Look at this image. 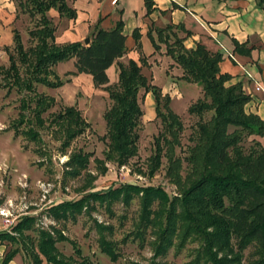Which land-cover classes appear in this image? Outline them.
<instances>
[{"label": "trees", "instance_id": "obj_1", "mask_svg": "<svg viewBox=\"0 0 264 264\" xmlns=\"http://www.w3.org/2000/svg\"><path fill=\"white\" fill-rule=\"evenodd\" d=\"M255 4L264 12V0H255ZM143 5L146 13L153 9L152 0H143ZM18 6L29 16H37L33 29L28 32L34 44L25 50L19 33L11 30L15 57L9 54L8 67H0L2 78L10 77V84L28 92H33V83L59 87L69 79L61 80L51 67L73 59L74 70L68 74L86 73L95 87L105 85L111 105L103 113L108 139V150L104 155L107 159H114L118 165L136 154V127L142 114L137 95L140 89L144 93L150 92L155 117L159 118L161 128L153 137L154 147L147 159V174L151 175L158 168L161 156L165 155L166 176L180 189L177 195L169 196L159 186L121 183L105 191L86 192L77 199L58 202L47 208V212L54 219L63 218L81 210L89 202L127 201L132 195H137L142 221L156 227L155 255L164 253L173 237L177 239V248L192 237L201 241L198 251L212 264H229L233 257L238 260L241 251L251 244L256 246L257 254L253 264H264V145L255 138L248 139L250 136L264 137V120L256 113L245 111L244 105L250 97L239 82L227 84L230 76L221 72L218 66L220 52H210L199 43L192 48L185 47L183 36L177 34L178 31L186 33L181 24L149 27L146 31L153 50L163 43L165 54L181 70L180 78L194 83L201 91V97L186 108L187 113L197 119L188 136L190 144L186 155L180 158L175 154V147L179 144L182 124L169 109L168 97L161 95L159 87L148 83L140 72L144 59L138 58L139 63L132 59L126 63L117 60L126 51L120 18L111 27L103 28L98 17L87 34L89 40L86 44L79 40L56 44L55 28L47 12L54 10L58 17L73 20L76 9L66 0H23L18 2ZM132 37L135 41L138 39L137 30L132 31ZM233 44L235 50L249 53L244 44L235 41ZM16 57L20 64L26 65L28 77L25 79L18 76ZM113 63L117 68L116 84L109 86L106 85V69ZM32 97L35 116L52 102L51 98L36 93L27 96L29 100ZM28 105L25 98L20 100V107L27 108ZM23 121L24 116H21L18 123ZM52 122L62 128L71 122L75 128L67 132V136L73 135L83 123L74 106L58 112ZM183 161L185 177L180 180L176 172L181 169ZM154 199L163 202L162 218L156 217L154 212L149 217L150 204ZM34 222L33 216L25 215L9 230L0 231V243L7 240L15 245L3 253L0 264H9L19 251L27 258L28 264H98L83 256L73 241L69 243L75 256H59L54 243L67 239L60 233L56 239L45 230H35ZM27 230L35 231V234L25 233ZM98 242L110 260L116 259L115 244L103 237ZM228 245L230 249L234 248L232 258L216 256L218 247Z\"/></svg>", "mask_w": 264, "mask_h": 264}, {"label": "rangeland", "instance_id": "obj_2", "mask_svg": "<svg viewBox=\"0 0 264 264\" xmlns=\"http://www.w3.org/2000/svg\"><path fill=\"white\" fill-rule=\"evenodd\" d=\"M20 1L23 0H0L2 69L8 67V55L15 54L12 49V29L19 33L25 50L34 44L28 32L33 29L37 16L31 17L21 10L18 6ZM69 1L66 0L67 3ZM47 15L55 28L56 44L66 43L77 36L79 26L73 20L58 17L54 10H49ZM86 37L84 35L79 41L83 42ZM158 46L154 50L156 53L146 54L138 50V58H143L144 64L148 59L150 65H162L158 75L155 72V82L161 87L151 81L152 78L145 69L147 65L142 69V74L148 83L159 87L161 95L168 97L169 109L178 116L182 124L179 144L175 147L176 156L182 158L186 155L190 144L188 136L197 119L188 114L186 108L201 97V91L194 83L180 78L181 70L165 54V45L159 43ZM163 56L168 61H162ZM126 59L124 57L118 61L126 63ZM15 61L18 76L27 78L26 65L20 64L17 57ZM72 63L73 59H69L51 67L61 80L68 78L69 81L55 88L33 83V92L17 89L10 84V77L3 79L0 73V231L9 230L20 218L28 215L35 219V230H45L56 239L60 233L67 239L54 243L57 253L62 257L75 256L69 243L73 241L83 256L98 264H212L198 251L201 241L192 237L180 248H177V239L173 237L165 252L155 255L156 227L142 221L137 195H132L127 201L112 200L102 204L89 202L81 210L63 218L54 219L47 212V208L58 202L77 199L86 192L105 191L121 183L159 186L169 196L177 195L180 190L166 176L165 155L161 156L158 168L151 175L147 174L146 164L148 156L153 152V137L161 128L159 118L155 117L151 93H144L142 89L138 92L142 114L136 127V154L124 164L118 165L114 159H107L104 155L108 150V139L103 113L111 105L105 85L95 87L90 75L86 73L68 74L67 72L74 70ZM163 72L171 74L166 78ZM116 74L114 64L113 74H110L106 85L116 84ZM161 80L165 83L164 86ZM33 93L52 99L48 108L36 116L32 113L33 97L31 100L27 98L28 95L33 96ZM23 98L28 100L27 108L20 107V100ZM67 106H74L83 121L78 126L80 129H75L71 136H67V132L75 128L71 122L66 123L64 128L57 127L52 122L53 117ZM21 116H24V121L18 123ZM250 138H255L264 145V137H248ZM185 167L183 161L181 169L176 172L180 180L185 177ZM163 207V202L154 199L150 204L149 217L155 214L162 218ZM25 233L34 235L35 231L27 230ZM101 237L115 244L116 259L110 260L101 251L98 245ZM14 246L7 240L2 241L0 260L3 253ZM222 255L232 258L235 255L234 248L230 249L229 245L218 247L216 256ZM256 259V246L251 244L241 251L238 260L233 257L229 264H253ZM9 264H28V260L19 251Z\"/></svg>", "mask_w": 264, "mask_h": 264}, {"label": "crops", "instance_id": "obj_3", "mask_svg": "<svg viewBox=\"0 0 264 264\" xmlns=\"http://www.w3.org/2000/svg\"><path fill=\"white\" fill-rule=\"evenodd\" d=\"M112 1L70 0L68 4L76 9L73 21L79 26L77 36L71 41L87 35L98 17L103 28L111 27L120 18L126 51L117 60L121 61L125 57L137 62L138 50L146 54L154 52L146 37L149 27L181 24L186 31L178 32L179 36H183V45L192 48L199 43L210 52H220L218 66L221 72L229 74L227 84L239 82L250 97L244 106L245 111L256 113L264 120V12L256 6L255 0H152L153 9L149 13H146L143 0ZM134 29L139 36L136 41L132 37ZM56 38L54 36L55 41ZM234 41L244 44L249 53L235 50ZM163 58L162 61H168L166 56ZM146 65L147 74L156 84L155 72L158 75L162 65H150L147 59L140 68L141 73ZM113 69L114 63L106 69L108 80ZM161 82L164 86L165 83ZM156 85L161 87L160 84Z\"/></svg>", "mask_w": 264, "mask_h": 264}, {"label": "water", "instance_id": "obj_4", "mask_svg": "<svg viewBox=\"0 0 264 264\" xmlns=\"http://www.w3.org/2000/svg\"><path fill=\"white\" fill-rule=\"evenodd\" d=\"M88 40H89L88 37L84 38L83 43L86 44L88 42Z\"/></svg>", "mask_w": 264, "mask_h": 264}, {"label": "built area", "instance_id": "obj_5", "mask_svg": "<svg viewBox=\"0 0 264 264\" xmlns=\"http://www.w3.org/2000/svg\"><path fill=\"white\" fill-rule=\"evenodd\" d=\"M115 0H113L112 2H114ZM230 57H232L231 55H229ZM258 89V87H256Z\"/></svg>", "mask_w": 264, "mask_h": 264}]
</instances>
